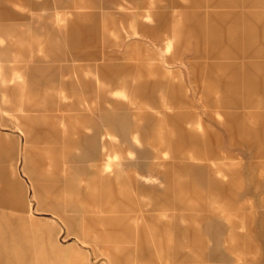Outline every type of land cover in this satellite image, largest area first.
I'll return each mask as SVG.
<instances>
[{
  "label": "rangeland",
  "instance_id": "374dc122",
  "mask_svg": "<svg viewBox=\"0 0 264 264\" xmlns=\"http://www.w3.org/2000/svg\"><path fill=\"white\" fill-rule=\"evenodd\" d=\"M55 1L0 0V103L21 114L30 70L43 102L28 142L0 111L7 261L138 235L144 264H264V0Z\"/></svg>",
  "mask_w": 264,
  "mask_h": 264
},
{
  "label": "crops",
  "instance_id": "0c3cea01",
  "mask_svg": "<svg viewBox=\"0 0 264 264\" xmlns=\"http://www.w3.org/2000/svg\"><path fill=\"white\" fill-rule=\"evenodd\" d=\"M48 2V1H47ZM53 3V9H57V6H55L56 1L52 0ZM50 8V7H49ZM30 34L28 33H24L20 38H15L16 41V51L13 53V55L11 56L12 59H18L20 57H22L24 59V61H28L30 60L31 54L33 52V45H32V40L30 38ZM32 46V47H31ZM50 51L53 52V56L54 57H65V54H59L58 52H61V48L59 46V44L57 43L56 45H52V47H50ZM54 52H56V55L54 54ZM4 59L3 56L0 54V78L2 79V75H3V71H4ZM69 73V79L72 85V77H71V73ZM64 74V73H62ZM46 75V74H44ZM28 77V83L26 84V87H23V98L25 100V104L23 103V109L21 110V114H9L3 107V105L0 103V111L2 113L3 118L1 119V123L4 125L5 123V118L7 117H11L17 127L22 131V133L25 135L26 137V141L28 142V140L32 137V131L34 128V124L38 121V119L36 117H33L31 115V112L33 110H35V108H39L41 106H43V102L40 98H38L36 96V84L39 83V81L41 80V77L37 76V74L35 72H33L32 70H30L27 74ZM71 88V86H70ZM63 97L65 96V90L62 89L61 90ZM1 97H3V95H1ZM69 97V96H68ZM72 97V95L70 96ZM64 106H65V101H63ZM24 226L27 227H31V222H27L23 224ZM132 239V240H131ZM137 239V240H135ZM116 243L115 246H111V247H107L101 246V250H102V254L103 257L105 258V261L107 264H144V250H143V244L140 242L139 240V236L137 235H127L124 236V238H120L118 239L116 237V240L114 241ZM124 243H132L131 245H123ZM59 245V244H58ZM18 245H16L15 243H13L10 240H7V238H5L4 233L0 230V258H2V256L6 259L7 257H10V254L13 252L11 249L17 248ZM158 256L161 260H164L166 256V250L163 249V247L160 246V248H158ZM9 253V256L6 255V253ZM1 253L3 255H1ZM63 250L61 249L60 245H59V250L56 252V256L57 257H63ZM4 263H8L10 264V262L7 261V259L5 261H3ZM75 262V261H74ZM3 263V264H4ZM0 264H2L1 259H0Z\"/></svg>",
  "mask_w": 264,
  "mask_h": 264
},
{
  "label": "bare ground",
  "instance_id": "6f19581e",
  "mask_svg": "<svg viewBox=\"0 0 264 264\" xmlns=\"http://www.w3.org/2000/svg\"><path fill=\"white\" fill-rule=\"evenodd\" d=\"M129 29L131 32H134V28H133V19H131L130 23H129Z\"/></svg>",
  "mask_w": 264,
  "mask_h": 264
}]
</instances>
